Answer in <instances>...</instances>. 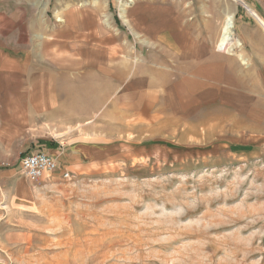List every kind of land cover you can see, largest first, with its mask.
<instances>
[{"label":"rangeland","instance_id":"1","mask_svg":"<svg viewBox=\"0 0 264 264\" xmlns=\"http://www.w3.org/2000/svg\"><path fill=\"white\" fill-rule=\"evenodd\" d=\"M119 6L0 0V49L30 78L0 76V264H264V116L249 113L264 105V84L237 68L230 91L222 66L184 105V72L156 89L139 82L141 62L154 82L156 73L168 79L169 64L186 52L205 71L214 56L227 58L216 42L229 5L132 0L128 23ZM85 7H109L136 48L131 66L68 65V13ZM53 34L63 55L39 67L37 52L47 57ZM118 69L123 89L131 74V91H111ZM47 75L60 78V92L48 91ZM142 91L151 103L144 111ZM38 149L57 156L59 171L30 181L19 162Z\"/></svg>","mask_w":264,"mask_h":264},{"label":"crops","instance_id":"2","mask_svg":"<svg viewBox=\"0 0 264 264\" xmlns=\"http://www.w3.org/2000/svg\"><path fill=\"white\" fill-rule=\"evenodd\" d=\"M225 1L229 5L230 11L225 13L222 17L216 46L218 51H225V53H228V57L223 58L222 56H214V63L210 64L213 66L212 70L205 71L202 66L200 67L198 57L190 60L188 59L189 54L186 52L184 57L179 61H171L169 66H173L174 71H169L168 79L167 76H165L160 80L156 73L154 82L149 80V67L151 64L141 62V78L139 79V82L145 83L146 90L156 89L158 88L159 83H165L167 80L171 82L173 77L177 78L184 72V105H186L192 99V97H190V92H195L193 88H196V90L203 88V79L206 76H212L213 78L218 77L221 74L220 71L224 69L222 66H227L229 68L228 85L230 91H236V81L234 79H236L237 76V68H244L240 73L245 77L246 81L250 83L264 84V0ZM109 11V7L99 11L88 7L69 11L66 24L68 26L69 34L72 35L69 39L70 43L69 48L67 49L68 51L66 50L65 52V57L70 60L68 65H80L85 67L99 66L102 67V69L105 66H121L122 61H125L127 67L132 65L136 48H134V46L128 41V35L124 34L123 31L118 28L114 19L110 18ZM224 18L225 20H223ZM125 23H128V19ZM165 38H168V43L166 40V48L168 47L171 49V35ZM51 39L52 44L47 47L49 50L47 57L45 56L44 51H42V55L40 54L41 52H37V63L39 67L44 63L50 64L49 62H46L50 57H53L59 63V57L63 55L58 49L57 43L54 42L56 39L54 34L51 36ZM219 43H221V46ZM222 45L224 47H222ZM4 53L5 52L0 49V76L5 75V77H9L10 80H12L13 76H20L22 79L26 78V82L29 84L30 78L28 72H25L22 66H19L20 68L16 67V70H14L12 67L14 63L13 56ZM119 54L125 55L127 59L123 60L122 57H119ZM149 61L152 60L149 59ZM23 66H25V64ZM234 68L236 69L234 70ZM103 70L106 72L105 69ZM190 70H192L191 73L194 71L196 72L195 79L186 76L189 74ZM107 73L110 72L108 71ZM111 74H114V78L108 80L110 82L114 81V86L111 85V91L114 92L115 89L118 91L132 90L134 81L131 74H129L130 84L128 87L125 85V89H123L122 79L119 78L122 71L118 69L115 72H111ZM43 75H45V73L39 71L38 76L40 77H38V82H45L44 79L42 80ZM48 77V82L52 83V86L48 87V91L60 92L62 89L60 78H58V76L54 77V75L53 77ZM116 83H119L117 88ZM74 85L68 86L67 90L77 91L78 87H81L78 86L77 83V86ZM33 89L34 87L31 86L26 92V95H28L27 98L32 97ZM129 97H131V94H128L126 97L124 96L125 99H128ZM158 97L159 94H156V99L152 105L157 111L160 109V106L158 105ZM149 101L148 91H142L138 103L140 110L144 111L148 109L151 104ZM249 113L254 115L261 114L264 116V105L262 104V106H260L259 112L254 108L249 111ZM53 156L57 159L55 154H53ZM57 164L59 165L58 159ZM58 171L59 168H57V172Z\"/></svg>","mask_w":264,"mask_h":264},{"label":"built area","instance_id":"3","mask_svg":"<svg viewBox=\"0 0 264 264\" xmlns=\"http://www.w3.org/2000/svg\"><path fill=\"white\" fill-rule=\"evenodd\" d=\"M19 163L25 178L30 181H37L45 176L53 175L58 168L57 159L41 149L23 155ZM61 174L66 179L70 176L69 171Z\"/></svg>","mask_w":264,"mask_h":264},{"label":"bare ground","instance_id":"4","mask_svg":"<svg viewBox=\"0 0 264 264\" xmlns=\"http://www.w3.org/2000/svg\"><path fill=\"white\" fill-rule=\"evenodd\" d=\"M128 2H132V0H128ZM128 2L125 1V2L121 3V0H120V6H119V8H120V16L122 17L123 21H125V22H127V18L125 16L126 15L125 7L127 6Z\"/></svg>","mask_w":264,"mask_h":264}]
</instances>
